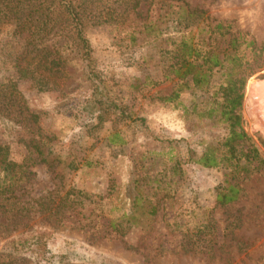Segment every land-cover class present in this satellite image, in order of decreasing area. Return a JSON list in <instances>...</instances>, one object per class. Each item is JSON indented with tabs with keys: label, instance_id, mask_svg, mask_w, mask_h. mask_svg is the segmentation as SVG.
I'll return each instance as SVG.
<instances>
[{
	"label": "rangeland",
	"instance_id": "374dc122",
	"mask_svg": "<svg viewBox=\"0 0 264 264\" xmlns=\"http://www.w3.org/2000/svg\"><path fill=\"white\" fill-rule=\"evenodd\" d=\"M135 2L87 5L86 13L95 16L83 19L91 60L84 72L79 51L56 30L50 33L45 50L67 56L65 72L77 84L74 89L37 92L28 81L16 82L19 102L37 117L36 136L48 139L49 155L48 164L27 161L30 136L20 119H9L19 114L15 106L5 111L8 116L0 114V141L26 171L14 193L16 226L8 214L0 217V243L28 230L43 232L49 259L26 251L15 264H264V120L257 100L251 112L247 104L248 92L264 83V0H154L132 9ZM172 17L220 23L229 33L252 39L256 48L263 45L254 62L260 67L246 81L242 99L244 131L263 165L230 182L238 194L225 205L215 202L222 170L179 163L186 148L197 152L196 141L216 142L224 131L203 134L192 127L180 106L198 99L186 89L172 102L159 100L180 82L140 86L146 74L156 73L148 58L153 32L163 31ZM148 23L155 26L149 29ZM11 30L0 29V83L15 80L14 56L10 48L1 49L11 41ZM221 44L218 39L213 46L221 49ZM91 70L99 80L96 87L85 78ZM114 132L124 143L110 148L105 140ZM167 146L172 160L178 159L175 173ZM47 201L49 210L38 206ZM147 203L154 207L152 214Z\"/></svg>",
	"mask_w": 264,
	"mask_h": 264
},
{
	"label": "trees",
	"instance_id": "16d2710c",
	"mask_svg": "<svg viewBox=\"0 0 264 264\" xmlns=\"http://www.w3.org/2000/svg\"><path fill=\"white\" fill-rule=\"evenodd\" d=\"M139 2H135L131 8L137 7ZM94 3L95 0H0V29L10 26L12 30L9 39L15 42V47L10 46L11 41L1 44V49L10 48L9 51L14 56L11 63L15 80L0 83V114L8 116L5 111L15 106L19 114L9 119H20L30 136L25 159L31 164H48V139L36 136L37 129L34 131V128L37 117L19 102L16 82L28 81L37 92L58 90L65 94L75 88L77 84L70 76H66L67 56L50 55L45 46L50 33L56 30L63 36V40L79 51L82 71L88 69L91 64L90 49L83 33V19L87 15L95 16L91 12L86 13L87 5L93 6ZM167 23L168 26L163 31H158L157 28L153 32L156 36L150 40L152 53L148 58L155 64L151 72L156 73L146 74L140 86L153 88L165 82H180L176 90L159 100L172 102L186 89L198 99L196 103L180 106L184 115L191 116L192 127L200 128L203 134L214 128L224 131V135L216 142L196 141L199 145L197 152L186 148L184 157H179V163L195 164L208 170H222L224 181L216 190L215 202L225 205L233 202L238 194L237 187L230 182L237 175H247L263 165L255 144L244 131L242 120L243 89L246 81L260 67L254 62L260 56L263 45L256 48L252 39H247L240 33H229V26L203 23L197 17H172ZM154 26L155 23H148L149 29ZM168 28L174 32H168ZM130 38L135 40L134 37ZM146 39L149 41L150 36ZM218 39L222 43L221 49L213 46ZM62 44L66 43L63 41ZM88 76L85 77L86 80L92 84L96 81L93 85L96 87L99 81L96 73L91 70ZM104 99L106 100L105 96ZM107 102L110 103L109 100ZM177 104L180 103L177 101ZM95 119L101 120L98 115ZM189 130L187 133L193 138V133L190 128ZM105 141L110 148L124 143L117 132L109 134ZM166 150L165 154L169 155V161L174 167L171 169L175 173L178 159L174 157L172 160L171 146H167ZM22 167L24 168L23 164L17 165L9 158L8 147L0 141V217L8 214V219L14 226L19 210L18 207L12 208L16 204L14 193L26 174ZM49 204L50 201H47L38 206L49 210ZM7 205L10 207L7 208ZM147 206V211L152 214L154 207L149 203ZM6 225L4 228H7ZM14 230H7V233ZM42 236L43 232L28 230L20 235L4 238L0 243V264H15L18 255L26 251L40 260H48Z\"/></svg>",
	"mask_w": 264,
	"mask_h": 264
},
{
	"label": "bare ground",
	"instance_id": "6f19581e",
	"mask_svg": "<svg viewBox=\"0 0 264 264\" xmlns=\"http://www.w3.org/2000/svg\"><path fill=\"white\" fill-rule=\"evenodd\" d=\"M254 100L260 104V110L258 116L264 120V83L255 86L254 90H250L247 95V104L249 105L250 112L253 111L252 106L254 105ZM257 105V104H256ZM252 115V114H251Z\"/></svg>",
	"mask_w": 264,
	"mask_h": 264
}]
</instances>
